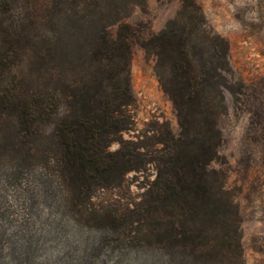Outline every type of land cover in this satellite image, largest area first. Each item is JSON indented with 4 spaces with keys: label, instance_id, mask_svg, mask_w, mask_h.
<instances>
[{
    "label": "trees",
    "instance_id": "trees-1",
    "mask_svg": "<svg viewBox=\"0 0 264 264\" xmlns=\"http://www.w3.org/2000/svg\"><path fill=\"white\" fill-rule=\"evenodd\" d=\"M141 1L0 0V174L3 161L7 178L41 165V191L70 194L82 215L95 188L150 164L130 214L166 263L243 264L234 193L225 168L210 164L219 157L224 89L241 82L230 75L226 39L194 0H181L141 41L178 131L161 122L152 142L121 136L132 121L124 18Z\"/></svg>",
    "mask_w": 264,
    "mask_h": 264
},
{
    "label": "rangeland",
    "instance_id": "rangeland-1",
    "mask_svg": "<svg viewBox=\"0 0 264 264\" xmlns=\"http://www.w3.org/2000/svg\"><path fill=\"white\" fill-rule=\"evenodd\" d=\"M181 0H142L124 18L131 26L129 80L132 101L126 140L152 142L161 122L178 131L174 108L161 90L154 55L141 44L173 16ZM207 25L227 41L230 75L225 109L216 125L219 157L240 215L243 264H264V0H194ZM239 86H241L239 88ZM117 146L112 142L109 146ZM0 174V264H167L130 214L144 197L153 168L126 170L116 182L92 191L91 212L79 215L70 194L43 193L34 165L7 178ZM117 212L120 220L110 215ZM116 217V216H114ZM119 222V223H118Z\"/></svg>",
    "mask_w": 264,
    "mask_h": 264
}]
</instances>
